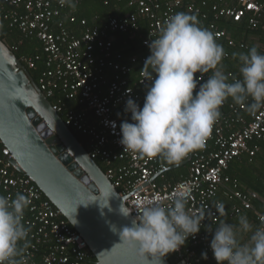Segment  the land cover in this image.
I'll list each match as a JSON object with an SVG mask.
<instances>
[{
    "label": "built area",
    "instance_id": "obj_1",
    "mask_svg": "<svg viewBox=\"0 0 264 264\" xmlns=\"http://www.w3.org/2000/svg\"><path fill=\"white\" fill-rule=\"evenodd\" d=\"M83 1L75 0V3L79 5ZM208 1L203 0L201 5H207ZM117 2L126 3L134 11L111 17L99 25L69 14L62 16L67 6H61L59 0H0V11L5 13L9 27H16L24 38H35L41 43L46 69L38 78L37 87L65 126L85 139L84 148L89 157L102 163L106 178L120 196L126 197L125 204L132 216H137L146 206H169L178 194L186 195L189 212L206 213V219L195 237H189L179 251L169 255L173 256L174 264H216L210 241L220 220L215 210V204L221 202L218 192L226 189V195L237 202L229 216L252 210L250 195L238 189L228 170L241 155L253 158L258 152L252 143L264 141V108L250 112L246 104L225 102L205 147L180 162L188 161L187 176L175 183L166 182L163 175L170 170L166 161L141 158L124 150L119 143L121 122H131L130 113L125 112L126 101L131 98L142 108L145 96L136 89L149 86V82H141L140 71L131 84V73L134 66L144 65L150 53L124 58L114 53L112 37L115 33H136L140 20H146L148 36L142 45L149 50L151 39L157 38L170 16L181 10L195 14L201 11L194 0ZM211 10L216 19L227 18L233 23L246 19L250 29L264 27V0H217ZM67 22L79 24L81 32L77 35ZM210 28L215 39H226L230 47L234 46L224 31L213 25ZM227 58L228 55L224 57ZM39 59V56H24L20 62L26 70H32ZM228 75L229 82L240 78L232 73ZM111 122H115V130ZM16 193L31 201L24 216L25 226L30 230L24 264H91L93 255L82 236L29 178L14 170L12 155L3 146L0 195L14 197ZM254 215L259 226L264 224V213L254 212ZM45 245L47 251L38 262L36 254ZM202 253H207V259L202 258Z\"/></svg>",
    "mask_w": 264,
    "mask_h": 264
},
{
    "label": "clouds",
    "instance_id": "obj_2",
    "mask_svg": "<svg viewBox=\"0 0 264 264\" xmlns=\"http://www.w3.org/2000/svg\"><path fill=\"white\" fill-rule=\"evenodd\" d=\"M59 3L76 9L75 0ZM148 47L150 55L140 71L141 82H149L143 106L129 98L125 112L130 113L131 122L124 120L119 126L124 150L141 158L179 164L205 147L227 100L246 104L250 112L264 108V54L255 46L247 53H233L240 63V78L229 82L222 65L227 54L214 34L200 26L195 14L170 16ZM209 72L206 80L196 75ZM110 126L115 130V122ZM187 201L186 195L178 194L171 205L146 206L137 216L121 203L119 213L132 216L130 223L119 229L111 225L110 230L135 254L137 264H162L163 258L195 237L206 219V213L191 214ZM30 204L22 193L0 195V264H24L30 231L24 216ZM215 210L219 217L227 215L222 202L215 204ZM210 249L216 264H264V224L255 227L246 215L238 216L236 223L221 220ZM201 255L207 259V253Z\"/></svg>",
    "mask_w": 264,
    "mask_h": 264
},
{
    "label": "water",
    "instance_id": "obj_3",
    "mask_svg": "<svg viewBox=\"0 0 264 264\" xmlns=\"http://www.w3.org/2000/svg\"><path fill=\"white\" fill-rule=\"evenodd\" d=\"M0 142L11 153L14 170L29 178L61 212L97 264H137L135 254L110 230L111 225L119 229L130 223L132 216L119 213L126 197L111 185L1 40ZM162 264L170 263L165 257Z\"/></svg>",
    "mask_w": 264,
    "mask_h": 264
},
{
    "label": "trees",
    "instance_id": "obj_4",
    "mask_svg": "<svg viewBox=\"0 0 264 264\" xmlns=\"http://www.w3.org/2000/svg\"><path fill=\"white\" fill-rule=\"evenodd\" d=\"M133 8H128L126 3H118L117 0H84L79 5H76V9L72 10L67 7L66 11L62 13V16L67 14L74 16L77 20L86 19L89 24H102L105 23L111 17H121L126 13L133 12ZM185 12V11H179ZM187 13V12H185ZM4 12L0 11V40L6 44L9 49L14 53L18 60H21L24 56H39L40 59L35 63V69L29 70L31 78L35 83L38 82V78L45 71V55L42 52L41 43L35 38H24L20 31L16 27H9V21L5 19ZM195 14V13H189ZM206 17L203 18L202 15ZM199 21L201 27L210 30L211 24L213 23L212 14L209 12L208 8L201 11L200 14H195ZM70 29L76 31L77 35L81 32L79 24L66 23ZM218 27L227 32L230 40L233 41L234 46L230 47L226 39L217 40V43L223 46L225 53L228 55L227 59H223L222 65L224 72L228 75L232 73L233 75L240 77L239 68L240 63L237 59L233 58V53H247L248 50L255 46L259 53L264 54V27L259 26L257 29H250L246 19H243L240 23H233L232 21L221 20L218 22ZM148 22L146 20H140V29L136 33H115L112 37L113 39V51L115 54H119L124 58L131 56H146L150 51L142 45L143 39L147 38L148 34ZM243 46V47H242ZM144 65L134 66V70L130 76V83L134 84L136 80L137 73L141 71ZM197 76H210L211 72L196 74ZM138 92L146 95V89H136ZM195 95V94H194ZM226 102H232L231 99ZM250 104V103H249ZM78 141L85 146V139L79 135L77 132L72 131ZM252 146H257L259 151L264 152V141H258L252 143ZM3 145L0 143V148ZM256 155L253 158L248 157L250 163H253ZM161 160V159H160ZM163 162V160H161ZM97 165L102 171H105L104 166L101 162L96 161ZM174 165H170V170L166 172L163 177L166 182L175 183L180 179L187 176L186 167L171 169ZM231 167V165H230ZM229 167V168H230ZM230 169L228 170V174ZM238 183V189L243 193H248L246 189H243L239 183V179L236 177L232 178ZM159 181V180H158ZM253 192L256 193L259 198L264 199V181L260 182V188L251 186ZM45 198V197H44ZM251 198V205L257 212L264 213V204L262 200ZM241 213V212H240ZM238 213V214H240ZM235 214L234 216L238 215ZM255 217V216H254ZM221 219V218H220ZM256 220V218H255ZM220 222V220H219ZM257 222V221H256ZM48 246L39 247V252L36 254L38 262L41 257L46 253ZM167 260L170 264H174L173 256L168 255ZM91 264H97L96 259L93 257Z\"/></svg>",
    "mask_w": 264,
    "mask_h": 264
},
{
    "label": "crops",
    "instance_id": "obj_5",
    "mask_svg": "<svg viewBox=\"0 0 264 264\" xmlns=\"http://www.w3.org/2000/svg\"><path fill=\"white\" fill-rule=\"evenodd\" d=\"M194 2L197 5V7L200 9V11L204 10L205 8H208V10L212 14V17L214 20L213 23L211 24V26L213 25L216 27V29L224 31L227 34V32L225 30L220 29L218 27V22H220L221 20L228 21L229 19H227V18L216 19L214 12L211 10L212 5L216 4L217 0H210L207 2V5H205V6L201 5L203 0H194ZM181 11H185V10H181ZM202 17L205 18L206 16L203 14ZM229 21H231V20H229ZM210 30H211V28H210ZM211 32H212V30H211ZM227 36H228V34H227ZM229 39H230V37H229ZM163 162H165V161H163ZM182 167L188 168L187 164L185 166H182ZM182 167H179V168H182ZM176 169H178V168H176ZM229 169H230V172L228 175L230 176V178L232 179V178L236 177L237 179H239V183H240L241 187L243 189H246V191L248 192L247 194L250 195V198L260 199L259 196L253 192L252 188H250V185L260 188V182L264 181V152H262L261 150L259 151V149H258L257 156L254 159L253 163H250V161L248 160V156L246 154H243L238 159H235L231 163V167ZM185 170L187 172V169H185ZM236 184L238 186L237 182H236ZM218 199H219V201H221L225 205V210L227 212V215L225 217H220L221 218L220 222H221V220H223V221H226L228 223H236L238 216L246 215L248 217L249 221L255 227H259V225L256 222L255 217H254L255 216L254 212H257V211L254 209L253 206H252V210L241 211L240 214L231 217L229 215L232 212V208L235 205H237V202L235 200L230 199L226 195V189H223V188H221L218 192ZM260 200H262L261 202L264 204V199L261 198ZM247 238L248 237L246 236L244 238V241H247Z\"/></svg>",
    "mask_w": 264,
    "mask_h": 264
}]
</instances>
